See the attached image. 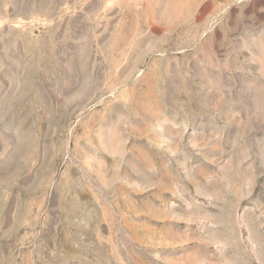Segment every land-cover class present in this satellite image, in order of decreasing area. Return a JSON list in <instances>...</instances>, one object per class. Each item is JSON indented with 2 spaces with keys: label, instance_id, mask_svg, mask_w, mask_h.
<instances>
[{
  "label": "rangeland",
  "instance_id": "obj_1",
  "mask_svg": "<svg viewBox=\"0 0 264 264\" xmlns=\"http://www.w3.org/2000/svg\"><path fill=\"white\" fill-rule=\"evenodd\" d=\"M0 264H264V0H0Z\"/></svg>",
  "mask_w": 264,
  "mask_h": 264
}]
</instances>
